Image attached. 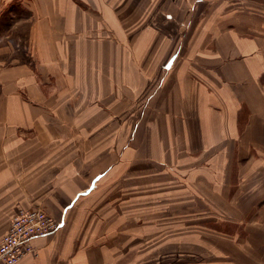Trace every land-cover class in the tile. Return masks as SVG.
Here are the masks:
<instances>
[{"label":"crops","instance_id":"obj_1","mask_svg":"<svg viewBox=\"0 0 264 264\" xmlns=\"http://www.w3.org/2000/svg\"><path fill=\"white\" fill-rule=\"evenodd\" d=\"M6 1L10 12L17 1ZM20 1L0 57V238L29 208L59 227L15 264H144L160 244L144 239L174 238L183 204H197L189 212L199 221L231 227L242 253L264 255V23L241 16L234 0ZM161 14L195 15L189 52L162 77L143 63L159 59L148 50ZM246 26L262 34L240 37ZM129 29L139 33L129 39ZM127 41L146 50L130 52ZM186 133L187 165L209 175L191 182L200 197L188 204L176 202L187 183L165 179L157 161L176 158Z\"/></svg>","mask_w":264,"mask_h":264},{"label":"rangeland","instance_id":"obj_2","mask_svg":"<svg viewBox=\"0 0 264 264\" xmlns=\"http://www.w3.org/2000/svg\"><path fill=\"white\" fill-rule=\"evenodd\" d=\"M16 3H11V9L10 12H8V5L9 3L6 0H0V57L3 56V53H5L4 47L7 49V34H8V28L11 27V25L8 26V23H13V19L18 17V14H15L17 12H20L22 8V3L20 0H14ZM162 1V0H161ZM167 0L161 3V8L164 6V3H166ZM239 2V6L241 7V16H249V19L256 18L259 22L264 23V0H234ZM231 2V0H230ZM179 3V2H178ZM237 3V2H236ZM17 4V5H15ZM84 6L87 7V3L83 2ZM16 6V7H14ZM176 18H182L179 22L177 20V23L175 21V25L173 24L174 21L168 22V19H174ZM193 16L195 15H182V14H174V15H163L161 14V20H160V31H159V44L156 46H150L148 53L155 54L159 59L157 62H143L145 64V70L149 72L152 69V66L154 65V69H156L157 74H159L161 77L165 74H167L170 71H173V67L177 66L181 59L187 55L188 48H189V42L191 41H185L186 38H188V35L186 37V34L189 33L190 30H187L188 26H191V23L193 22ZM231 16L225 15V17ZM164 19L162 20V18ZM150 20V18H149ZM148 22V21H147ZM147 22H145L144 25H147ZM168 22V23H167ZM260 29H264L262 26H259ZM253 31L247 30V26L244 28L243 31L240 32V37H252L253 35L259 36L261 35V30ZM129 39L134 38L137 33H139V30L129 29ZM148 31H145V33ZM13 33V31H12ZM20 31L16 30L15 34H19ZM6 41V44H5ZM135 42L137 41H127L128 43V50L130 52L133 51V53H143V50H146L144 48H138L135 46ZM157 42V41H156ZM204 44L209 43L210 41H202ZM212 42V41H211ZM214 42V41H213ZM201 43V42H200ZM199 43V44H200ZM200 45H198L199 47ZM7 53V52H6ZM172 55H176L171 60L163 61V59L168 56L172 57ZM240 55H242V51H240ZM193 64V63H192ZM156 75V73H155ZM174 75V74H173ZM163 82V78H158L156 82ZM145 85V91H150L152 89L153 83H151L149 80H147V83L144 82ZM128 104L129 106L136 102V96L135 93L129 90L128 94ZM139 96V95H138ZM148 94H144V112H145V120L148 118L147 116H151V109H149V104L152 99L149 98L146 100V97ZM139 98V97H138ZM150 105V104H149ZM130 117V115H129ZM184 120H187V114L184 118ZM152 126L145 125L144 130L148 131L150 130ZM187 131V126H182ZM131 127L128 128V136L132 135V132H130ZM175 149L177 150L176 158H161L158 159L159 166L161 168V172L163 170L165 179L168 178V175L170 177L171 182H176L177 184H183L187 183V196H178L179 188H182L183 186H177V203H182V200L179 199V197L187 198V204L190 201H194V199L199 198V192L194 189H190V184L192 183H199L202 181V183L207 181L205 178L209 176L207 173H203L201 175V172L199 169H194V166L189 167L187 163L191 162L192 159H187V133L186 134H179L177 137V142ZM139 161V160H138ZM152 160L144 156V162L143 165H146V162H148L147 165H151ZM133 165V164H132ZM135 165V162H134ZM169 169H167V167ZM163 167H165L166 171H164ZM196 167V166H195ZM169 173V174H168ZM212 179L216 177L215 174L210 173ZM210 187V185H208ZM207 186V187H208ZM194 187V186H192ZM208 191H211V188H208ZM147 192V190H145ZM145 196H150L148 194H145ZM209 204H214V199L209 196L207 199ZM197 204L192 205L191 207L189 205H177L176 211H177V219L174 221L175 228L172 233H175L174 238H162L161 239H154V238H148L144 239V242L149 243L150 241H157L159 242V246L155 248L156 252L155 254H158V257L155 259L153 258L155 255L154 253H146L144 255V264H258L263 262L264 255L260 254H248V253H242V250H246V248H240L238 245L237 238L232 236L231 227H228L224 229L222 227V223L217 225V222L214 221H199L197 219L196 215L190 214V210L192 211L194 206ZM192 208V209H191ZM214 212L213 207H208ZM187 211V219H182L183 213ZM199 211V208L196 207V212ZM210 212V210H208ZM211 211V212H212ZM180 214V215H179ZM213 214V213H211ZM213 218V217H210ZM222 230H225L224 232H229V236L223 235L221 233ZM227 234V233H226ZM228 235V234H227ZM164 242L163 244L161 242ZM241 245V244H240Z\"/></svg>","mask_w":264,"mask_h":264},{"label":"built area","instance_id":"obj_3","mask_svg":"<svg viewBox=\"0 0 264 264\" xmlns=\"http://www.w3.org/2000/svg\"><path fill=\"white\" fill-rule=\"evenodd\" d=\"M59 222L41 208L19 211L0 238V264H15L27 254H36L31 240L55 232Z\"/></svg>","mask_w":264,"mask_h":264}]
</instances>
